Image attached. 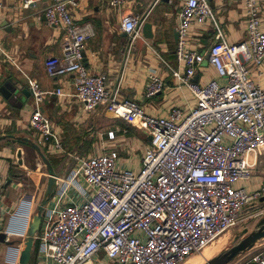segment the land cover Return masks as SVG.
<instances>
[{"label": "built area", "instance_id": "obj_1", "mask_svg": "<svg viewBox=\"0 0 264 264\" xmlns=\"http://www.w3.org/2000/svg\"><path fill=\"white\" fill-rule=\"evenodd\" d=\"M41 1L50 2L45 10L48 25L64 31L61 56L45 63L48 76L72 75L77 101L86 111L103 107L150 140L137 175L121 165L115 151L69 156L70 170L57 173L35 237L40 264H102L101 255L118 264H185L258 208L264 187L248 192L235 184L253 176L255 164L249 155L264 148V89L255 84L248 68L264 63L259 0H245V41L230 44L219 33L205 52L191 50L188 43L194 19L213 20L210 0H186L179 13L178 65L168 68L196 104L187 116L175 108L167 118L149 116L137 102L119 100L105 75L88 72L84 61L88 35L74 17L80 0H22L21 8ZM128 1L109 4L121 9ZM141 27L138 15L122 17L121 30L130 46ZM206 62L219 79L195 83ZM165 87L159 77L151 76L146 98L156 97ZM30 90L37 106L29 126L40 135L37 144L52 155L65 156L61 139L41 109L46 93L36 80ZM108 136L114 140L116 134ZM247 264H264V251Z\"/></svg>", "mask_w": 264, "mask_h": 264}, {"label": "crops", "instance_id": "obj_2", "mask_svg": "<svg viewBox=\"0 0 264 264\" xmlns=\"http://www.w3.org/2000/svg\"><path fill=\"white\" fill-rule=\"evenodd\" d=\"M0 2L4 7L0 9V173L3 176L0 184V233L6 235L5 242H0V264H18L27 242L29 226L38 210L37 192L34 194L27 189L21 172L34 181L35 173L41 171L45 164L35 148L17 141L28 139L39 146L40 135L29 126L37 106L32 93L29 94L32 81L39 82L46 93L41 104L42 112L50 120L53 132L61 139L66 152L64 158L53 155L58 162L56 168L52 166L56 173H64L70 155L88 157L112 151L119 154L121 165L130 170L127 166L129 161L123 157L128 156L134 163L137 154L146 151L149 141L144 131L114 117L103 107L86 111L77 101L72 75L48 76L45 63L51 57L61 56L64 39L61 27H52L46 21L45 10L50 5L49 1L38 2L28 9L21 8L22 0ZM185 2L129 0L121 9H115L109 0H80L79 8L74 11L77 26L88 35L85 45L88 72L105 75L109 90L117 91L119 100L137 102L152 117L167 118L175 108H193L187 94L189 90L174 80L168 68L178 65L175 35L179 13ZM259 2L264 32V0ZM210 5L214 18L207 23L193 20L189 48L205 52L215 43L219 33L230 44L245 41L248 24L245 0H210ZM126 14L138 15L142 20L140 34L132 46L121 30L122 17ZM145 23L152 25L151 39L143 35ZM248 66L255 84L264 89V63ZM151 76L159 77L166 87L161 94L147 99L146 90ZM212 79L219 77L206 62L199 67L194 82L205 85ZM14 85L28 95L21 93L16 100H8L2 87L12 89ZM57 90L63 94L57 95ZM112 131L116 134L114 140L108 136ZM40 149L47 159L46 155H52L47 148ZM84 150L86 153H80ZM19 151H22V164L18 158ZM249 160L255 164L253 176L235 186L254 192L264 187V148L250 154ZM40 181H34L36 191H39ZM262 251L264 239L234 263L247 264ZM34 255L35 264H40L37 251ZM103 257L101 255L98 261L106 264L101 261Z\"/></svg>", "mask_w": 264, "mask_h": 264}, {"label": "water", "instance_id": "obj_3", "mask_svg": "<svg viewBox=\"0 0 264 264\" xmlns=\"http://www.w3.org/2000/svg\"><path fill=\"white\" fill-rule=\"evenodd\" d=\"M162 1H168V0H162ZM143 35L147 39H151L153 37L152 25L150 23L144 24ZM178 37H179V35L177 32L175 35L176 41L178 40ZM84 56H85V54H84ZM2 92L8 100H16L21 93L28 95V93H26L25 90L19 91L16 85H14V87H12V89L2 87ZM31 93L32 92L29 91V94H31ZM17 141L22 142L24 144H29L33 148H35L37 150V152L39 153V155L42 157V159H43V161L47 167L48 173H49V181H48V185H47V189H46V193H45V198L42 201L41 205L39 206L37 213L33 217L32 223H31L30 228H29L28 238H27V242L25 245L23 258H22V262H21V264H29L31 261V258H32V254L34 252L35 237H36V235L39 232L40 227H41L42 213H43L44 208L47 206V204H48V202L52 196V193H53L54 187H55V177L58 174L54 171L50 161L45 157V155L43 154V152L39 146H37L35 143H32L28 139H18ZM18 158L20 160V163L22 164V151H19ZM262 202H264V197L262 198ZM244 236H246V237H244ZM242 237H244V238H242V239L236 238V244L235 245H233L232 247L222 251L217 256H215L212 259H210L209 261H207L205 264H232L240 256H242L243 254H245L248 251H250L251 249H253L259 241L264 239V217L258 222V224L256 225V228L254 229L253 232L249 233L246 230L243 232ZM5 240H6V235L3 233H0V242L4 243Z\"/></svg>", "mask_w": 264, "mask_h": 264}, {"label": "rangeland", "instance_id": "obj_4", "mask_svg": "<svg viewBox=\"0 0 264 264\" xmlns=\"http://www.w3.org/2000/svg\"><path fill=\"white\" fill-rule=\"evenodd\" d=\"M187 94L190 96V99H191L190 104H191V106L195 107V100L193 99V97H191V93L189 91H187ZM182 110L184 111V115L185 116H187L189 114V112H190V109L188 107H186V106L183 107ZM146 138H147L148 141L150 140L148 135H146ZM85 151L86 150L80 151V153H86ZM144 155H145V152L143 154L142 153H139V155L137 154L136 161L134 163L131 162V160L128 158V156H124L123 157V160H128L129 161V162H127V166H128V168H130V170L135 175L140 173V170H141L140 161H142ZM69 170H70L69 168L66 169L65 174H67L69 172ZM21 173H23V178L25 179V183H26L27 189H29L34 194H36L35 192H37V194H36V204H37L36 207L38 209V207L41 205L42 201L45 198V193H46V189H47V185H48V181H49V176H48L49 173L47 171V167L45 166V164H43V168L41 169V171H39L38 173H35L34 181H36L37 179L40 181V179H41V181L39 182L40 183L39 184V191L35 190L36 189V185H35V182L33 181V179H30L26 175L25 172H21ZM41 174H44V175L41 176ZM36 213H37V210H36ZM263 217H264V203L262 202V203L259 204L258 208H256L252 212L250 217H246V218L242 219L237 226H235L234 228H232L229 231H227L224 235H222L214 243H212L211 245L206 247L202 252L192 256L190 259H188V261L185 264H205L207 261H209L213 257L217 256L222 251H224V250L232 247L233 245H235L236 244V238L242 239V238L246 237L247 235L242 237L244 231L247 230L249 233L253 232L254 229L256 228V225L258 224V222ZM25 245L26 244H24V249H25ZM21 252H22L21 258L19 259L18 264H21V262H22L24 250H22ZM207 258H209V259H207ZM34 259H35V255H34V252H33L32 258H31V261H30L31 264L34 263ZM102 260L105 261L106 264H118L117 261L107 260L104 257L101 259V261Z\"/></svg>", "mask_w": 264, "mask_h": 264}, {"label": "trees", "instance_id": "obj_5", "mask_svg": "<svg viewBox=\"0 0 264 264\" xmlns=\"http://www.w3.org/2000/svg\"><path fill=\"white\" fill-rule=\"evenodd\" d=\"M47 157H48V160L50 161V163L52 164V166L54 167V168H56V166H57V161H55V159L54 158H57V157H55V156H53V155H46ZM61 158H64V157H61ZM37 248H38V244H37V241H35V245H34V252H36L37 251ZM29 264H31V263H29ZM32 264H35V262L34 263H32Z\"/></svg>", "mask_w": 264, "mask_h": 264}, {"label": "bare ground", "instance_id": "obj_6", "mask_svg": "<svg viewBox=\"0 0 264 264\" xmlns=\"http://www.w3.org/2000/svg\"><path fill=\"white\" fill-rule=\"evenodd\" d=\"M203 257H204V256H203ZM207 259H209V258H207ZM207 259H206V260H207ZM203 260H204V259H203Z\"/></svg>", "mask_w": 264, "mask_h": 264}]
</instances>
